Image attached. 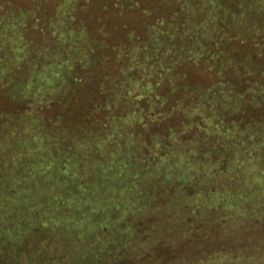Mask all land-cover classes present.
<instances>
[{
  "label": "trees",
  "instance_id": "obj_1",
  "mask_svg": "<svg viewBox=\"0 0 264 264\" xmlns=\"http://www.w3.org/2000/svg\"><path fill=\"white\" fill-rule=\"evenodd\" d=\"M92 1L0 0V264H66L64 256L83 238L87 241L86 229H93L90 240L101 247L110 233L103 228H110L112 218L134 211L132 206L154 213L153 234L159 235L161 225L170 228L172 237L176 234L170 244L175 254L205 244L207 257L199 264H262L264 0H240L232 12H223L218 0ZM130 21L142 22L137 34L125 33L130 44H112L109 38L119 32L117 25ZM157 62L175 77L172 82L186 88L183 94L156 95L178 105L164 112L171 113L162 117L170 123L165 132L149 131L151 114L144 108L126 118L121 107L113 114L108 109L105 120L96 111L88 114L93 118L89 124L69 101L81 89L88 91L86 96L89 91L104 95L106 104L129 103L131 92L118 94L103 71L112 82H135L138 73L122 81L115 69L136 66L145 71ZM42 69L51 82H38L35 72ZM213 82L237 84L219 87ZM42 85L48 90L42 91ZM157 85L152 83L149 97ZM66 99L72 110L62 104ZM205 117L212 122L204 127ZM131 120L135 125L127 124ZM67 128H84L99 143L62 155L67 159L61 158L56 170L62 178L93 180L76 192L70 205L74 215L65 221L53 213L50 223L39 213L50 211L53 196H39L41 188L29 191L26 184L40 175L42 159L53 157L56 148L49 134ZM44 137L50 144L42 142ZM52 183L59 187L55 195L63 206L61 193L70 185L58 177ZM98 193H103L101 200ZM116 199L121 209L110 213ZM82 203L90 210H78ZM183 234L189 238L182 239ZM90 247L96 245L85 246Z\"/></svg>",
  "mask_w": 264,
  "mask_h": 264
},
{
  "label": "rangeland",
  "instance_id": "obj_2",
  "mask_svg": "<svg viewBox=\"0 0 264 264\" xmlns=\"http://www.w3.org/2000/svg\"><path fill=\"white\" fill-rule=\"evenodd\" d=\"M100 0L92 1L94 4H99ZM220 8H222L223 12H232L236 11L238 9V2L240 0H218ZM120 5V4H119ZM28 23V22H27ZM156 23V22H155ZM142 22L139 21H130L126 22V24H123V22H120V26H118L117 33H114L110 36L109 41L112 44L120 43L121 46L125 47L126 45H129V35H125L126 32L133 30L135 34H137L136 28L140 26ZM98 26V25H97ZM126 43V44H125ZM116 60V59H115ZM130 64V63H128ZM123 71L120 70V68H116L115 71H120L119 78L122 81H128L127 78H133L137 73L139 76H136L138 78L135 82H112L110 79V76L107 74V69H105L103 72H105L104 79L107 81L106 83L108 85H112V89L115 88V90L118 91V94L126 93L125 95H133L132 101L130 99L129 103H123L122 105L118 101H107L104 95H96L94 96L90 95L92 91H89V94L87 96L92 98V101H90L89 97H87L85 94H87L88 91L79 90L80 95H73L68 96L69 101H72L71 104L73 107H77L82 112V121L89 122V124H93V118L89 117L88 114L96 112V116H100L103 120H105V115L108 113H116L117 108L121 107L120 114H123V118L129 117L132 115L133 111H139L141 109H147L148 113L151 114L149 116L148 122V128L149 131L153 129L160 130L162 132H165L167 129L164 127L166 123H169L167 119H162L164 115L170 116L171 113H164L166 111H169L170 109L168 106L170 103L166 101L165 95L164 97L158 96V92H177L176 95L183 94L186 92V88L183 87V82L180 81H173L174 76L170 75L169 70L163 63H155L152 65L149 69L142 70L138 67L133 66H124ZM182 70H187L186 68H182ZM181 70V72H182ZM201 70V69H199ZM141 72V76H140ZM193 74L199 71H191ZM215 75L216 71H213ZM38 77V82H51L53 80L49 76H47V72L45 69H42L39 72H35ZM197 73V74H198ZM209 75V74H206ZM217 75V74H216ZM178 76H181L179 73ZM177 76V77H178ZM118 77L116 76V79ZM98 79H102V77L98 76ZM135 80V79H134ZM132 80V81H134ZM159 82V85H157L156 92L152 93L153 96L149 97V92H152V83L154 85ZM90 83L94 82H86V84L90 85ZM85 84V82H81L80 85ZM222 84H226L228 86L232 84H237L235 82H213V85H217L221 87ZM45 88L48 90V86L42 85L41 90L43 91ZM214 88V86L212 87ZM121 92V93H120ZM145 96V97H143ZM67 98V99H68ZM67 99L62 102L63 105L69 104L68 108L69 110H72V106L70 105L69 101ZM179 99H185V97L182 96L179 97ZM179 102V100H176ZM182 103V101H181ZM14 104V103H13ZM132 106V107H129ZM176 105V104H172ZM170 105L169 107H172ZM178 106V105H176ZM12 107V104H11ZM111 109L110 112L107 113V110ZM138 114V115H139ZM203 116L206 115V113ZM201 114V115H202ZM87 115V116H86ZM135 115V114H134ZM136 115V116H138ZM139 118V117H137ZM201 118V117H200ZM199 118V119H200ZM197 119L195 123L198 122ZM102 120V121H103ZM139 120V119H138ZM212 122L211 117H205L204 119H201L202 126L205 127L206 124H209ZM215 122V121H213ZM132 123L135 125V121L131 120V122H128L127 124ZM170 124V123H169ZM153 128V129H152ZM84 128H67L61 131V133L58 132L50 133L49 135H52V144L56 148L54 151L52 158H44L42 159V163L38 165V168L40 170V175L38 178L32 180L30 183H27L26 186L29 187V191H33L35 186H37L38 190L40 189L39 196H43V192L46 197L53 196L52 207L50 211L48 209L43 210L39 214L40 217H46L45 219L48 220L50 223H52V219L50 218V214L56 213L58 216L60 215V220L63 218L65 221H67L70 217V215H74L72 212L71 204L74 203V198L76 192L84 189L85 183L87 186V183H91L93 178H89L88 176H83L82 179L77 180L74 179V176H68L67 178H62L61 174L56 170L57 166L59 165V162L62 159H67L66 155H69V152H72V150L80 151V149L87 151L86 148H94L96 144H98V138L95 139V141L90 140L89 138H92L88 134H84ZM66 133L67 135H63V133ZM83 136V137H81ZM45 140H42L44 144H50L47 143L48 138L44 137ZM51 142V141H50ZM65 144V145H64ZM66 148L67 152L64 150L62 151V148ZM69 150V151H68ZM49 153H45L41 157L47 156ZM66 154L65 156H62ZM36 158H40L39 154L34 155ZM69 159L73 160V158L69 157ZM88 165V162L86 163ZM53 166V169L56 171H53L49 169V166ZM98 175L97 177H99ZM59 178L60 182H66L68 185H70V189L67 192L61 193L63 199V206L62 203H59V197L55 194H59V187L57 186L56 189L55 184L52 183L56 178ZM74 179V180H73ZM28 180V179H27ZM116 182L117 185L115 187V191L117 195H119V191L121 188L122 180H120V177L117 179ZM121 183V184H120ZM46 184H52V185H46ZM120 187L118 188V186ZM90 187V185H88ZM182 188L185 192L190 193L191 188L189 186H186L185 184H182ZM114 189V188H113ZM44 190V191H43ZM103 197V193H98V198L101 200ZM112 197V195H111ZM121 198V197H120ZM111 199V198H110ZM26 201V200H25ZM106 201V200H105ZM97 202V201H95ZM23 203L26 206V203L23 201ZM122 203L118 202V199L114 200L111 205V211L116 209H121ZM138 205V204H136ZM27 207V206H26ZM54 207V211L52 208ZM135 207V208H133ZM28 208V207H27ZM132 212L123 215L120 219H111L110 220V228H103V231H106V234L108 236V239H106L102 244L101 247L99 243L100 242H94L90 240V236L93 235L91 230L92 228H89L90 230L87 231L86 229V239L84 240V243H81L79 247H75L73 250V253H70L68 255H65L66 264H199L201 262H197L198 260H204L207 257L206 251V245H200L195 248L196 250H191L186 253H177L175 254L170 247L171 242L176 238V234L173 233V237L171 236L170 228L166 225L160 226V232L159 235H162L159 237L157 233H154L151 231L150 224L154 221V216L152 214L154 213H144L141 211V209L138 206H132ZM78 210H90V205L87 203H82L77 208ZM29 213H32L33 210L28 208ZM24 211H27V209H24ZM24 214V213H23ZM38 215V214H37ZM36 221L40 222L37 218H35ZM201 230L205 231L208 228H204L203 226H200ZM82 232V231H80ZM208 233L210 234L211 231L209 230ZM103 236L106 234L101 233ZM113 235V236H112ZM117 235L120 240H114L115 236ZM112 236V237H111ZM114 237V238H113ZM182 239H188L187 235L181 236ZM200 237L207 240V237L203 233H200ZM111 238V240H110ZM94 240V239H93ZM87 244V245H85ZM208 244V243H206ZM95 248H85V246H94ZM103 246V247H102ZM201 255V256H199ZM78 256V257H77ZM264 264V262L262 263Z\"/></svg>",
  "mask_w": 264,
  "mask_h": 264
}]
</instances>
